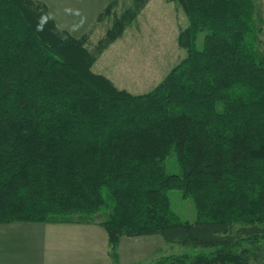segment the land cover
<instances>
[{"label": "trees", "instance_id": "1", "mask_svg": "<svg viewBox=\"0 0 264 264\" xmlns=\"http://www.w3.org/2000/svg\"><path fill=\"white\" fill-rule=\"evenodd\" d=\"M121 1L78 38L42 0H0V225H98L113 264L122 238L144 236L201 250L153 264H264L256 0H168L187 17V56L144 95L92 71L151 0L119 14ZM171 155L178 175L166 172ZM172 190L194 202V222L173 211Z\"/></svg>", "mask_w": 264, "mask_h": 264}, {"label": "rangeland", "instance_id": "2", "mask_svg": "<svg viewBox=\"0 0 264 264\" xmlns=\"http://www.w3.org/2000/svg\"><path fill=\"white\" fill-rule=\"evenodd\" d=\"M42 1L51 4L50 7L60 16L58 20L60 24L63 22L77 33L91 30L92 24L99 15L98 11L104 3L102 0ZM128 5H131V0H123L116 11L120 14ZM64 8L65 11H63ZM256 8L257 19L263 29L260 47L264 50V0H256ZM112 22L111 17L93 30L90 48L105 35ZM187 26V17L178 3H170L168 0H151L123 36L100 57L92 71L110 79L119 90L133 95L148 94L187 56L186 50L178 45L179 33ZM165 168L168 174H180L174 155L168 157ZM169 197L173 211L182 220L189 222L196 220V208L191 199L183 198L179 190L170 191ZM108 203L110 205V200ZM155 238L158 242L157 252L147 257L141 264H153L173 254L194 255L201 251L166 243L160 236Z\"/></svg>", "mask_w": 264, "mask_h": 264}, {"label": "crops", "instance_id": "3", "mask_svg": "<svg viewBox=\"0 0 264 264\" xmlns=\"http://www.w3.org/2000/svg\"><path fill=\"white\" fill-rule=\"evenodd\" d=\"M108 1L102 0L98 14ZM49 13L59 27L75 37L87 31L74 32L63 22L59 23L60 16L53 8H49ZM155 237L122 238L118 245L119 264H141L157 252ZM108 243L106 231L95 224H1L0 264H113Z\"/></svg>", "mask_w": 264, "mask_h": 264}]
</instances>
